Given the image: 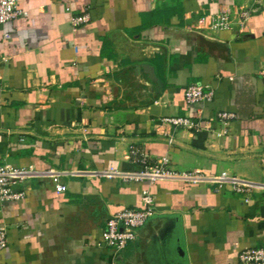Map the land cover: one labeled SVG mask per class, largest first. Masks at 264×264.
I'll return each mask as SVG.
<instances>
[{
    "label": "crops",
    "instance_id": "1",
    "mask_svg": "<svg viewBox=\"0 0 264 264\" xmlns=\"http://www.w3.org/2000/svg\"><path fill=\"white\" fill-rule=\"evenodd\" d=\"M0 25V166L66 173L26 179L0 204V264H236L264 247V192L125 181L132 148L170 169L264 181V0H18ZM87 9L90 21L72 28ZM242 13H248L242 19ZM226 15L228 29L212 22ZM243 21V25L240 23ZM192 84L210 102L186 105ZM218 113L232 119L220 122ZM183 117L200 130L174 128ZM170 140V141H169ZM154 214L116 254L107 219Z\"/></svg>",
    "mask_w": 264,
    "mask_h": 264
},
{
    "label": "built area",
    "instance_id": "2",
    "mask_svg": "<svg viewBox=\"0 0 264 264\" xmlns=\"http://www.w3.org/2000/svg\"><path fill=\"white\" fill-rule=\"evenodd\" d=\"M17 2L18 0H0V25L26 16L25 12L18 9ZM247 15L248 13H242L241 18L245 20ZM89 21L90 15L87 9L70 18V24L74 29L86 25ZM240 25H243V21ZM212 28L222 30L230 28L227 16L220 15L215 18L212 22ZM183 98L186 105L210 102L213 98V91L208 86L192 84L186 88ZM217 118L222 122L232 119L233 116L227 113H218ZM163 122L172 125L174 128L182 127L194 131L202 129L200 124H196L192 119L186 117L168 118L164 119ZM129 159L138 169L130 173H123L121 177L125 181L171 180L188 185L204 184L214 187L215 191L228 190L235 195L242 196L245 201H248V197L252 193L264 192V181H249L226 173L216 175L201 172L179 173L170 169L168 158L162 157L152 162L148 154L137 148L130 149ZM65 174L54 170H36L32 167L14 169L8 166H0V204L23 199L24 192L14 190V188L26 179H48L53 183L56 193H64L67 188L59 183V179ZM154 211L153 198L143 192L141 209H123L107 219L102 236L104 247L116 254L123 252L129 244L135 242L138 230L153 216ZM6 246L7 233L5 229H0V250ZM236 264H264V247L247 248L241 251Z\"/></svg>",
    "mask_w": 264,
    "mask_h": 264
}]
</instances>
